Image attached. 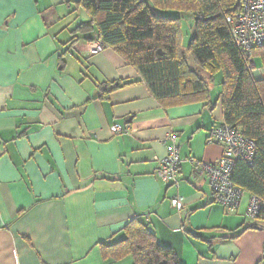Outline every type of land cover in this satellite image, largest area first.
Instances as JSON below:
<instances>
[{
	"label": "crops",
	"instance_id": "crops-1",
	"mask_svg": "<svg viewBox=\"0 0 264 264\" xmlns=\"http://www.w3.org/2000/svg\"><path fill=\"white\" fill-rule=\"evenodd\" d=\"M78 0H0V264H133L104 258L141 217L179 264H264V221L245 218L249 194L226 210L188 162L215 163L208 131L223 122L208 102L164 108L95 34L70 46ZM263 77V74L262 76ZM260 77V78H261ZM125 86L100 98L98 85ZM113 124L129 132L112 136ZM173 135L178 186L157 160ZM178 198L180 210L171 206Z\"/></svg>",
	"mask_w": 264,
	"mask_h": 264
},
{
	"label": "trees",
	"instance_id": "trees-1",
	"mask_svg": "<svg viewBox=\"0 0 264 264\" xmlns=\"http://www.w3.org/2000/svg\"><path fill=\"white\" fill-rule=\"evenodd\" d=\"M88 21L71 30L70 46L95 34L102 49H111L132 67L153 99L164 108L208 102L209 83L221 75V124L228 125L255 149L250 163L234 162L231 181L242 193L264 201V50L253 52L263 77L255 79L232 42L225 17L238 0H78ZM192 19V35L182 47L181 18ZM122 82L98 85L100 98ZM123 239L101 245L104 258L131 257L133 264H179L176 254L159 245L141 217L122 230Z\"/></svg>",
	"mask_w": 264,
	"mask_h": 264
},
{
	"label": "built area",
	"instance_id": "built-area-1",
	"mask_svg": "<svg viewBox=\"0 0 264 264\" xmlns=\"http://www.w3.org/2000/svg\"><path fill=\"white\" fill-rule=\"evenodd\" d=\"M238 2V9L225 17V24L246 68L253 75L261 77L262 70L256 68L253 52L264 50V0H238ZM100 48L99 43L93 52L99 51ZM128 132L127 126L113 124L109 127L112 136L124 135ZM206 142L221 145L220 158L212 164L197 162L192 158H188V162L194 167L196 174L206 178L213 204L234 211L239 206L243 194L231 181L234 162L242 160L250 163L254 155V143L224 124L212 127L207 133ZM165 143H168L167 154L163 159L157 160L155 175L160 181L177 187L182 161L178 155L175 136H167ZM170 203L174 209L180 210L181 202L178 198L171 199ZM245 218L250 221H264V201L250 196Z\"/></svg>",
	"mask_w": 264,
	"mask_h": 264
},
{
	"label": "rangeland",
	"instance_id": "rangeland-1",
	"mask_svg": "<svg viewBox=\"0 0 264 264\" xmlns=\"http://www.w3.org/2000/svg\"><path fill=\"white\" fill-rule=\"evenodd\" d=\"M77 14L80 16L79 19H85V12L82 9L77 10ZM181 32H182V47L185 48L188 44V41L192 35V19L189 16H182L181 18ZM256 66L259 67V61L255 58ZM255 79H258L259 76H255ZM221 75L217 73L213 76V79L210 81V94L213 96L219 92V82Z\"/></svg>",
	"mask_w": 264,
	"mask_h": 264
}]
</instances>
